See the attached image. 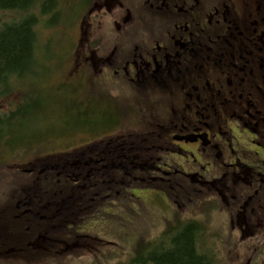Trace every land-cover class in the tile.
<instances>
[{
  "label": "flooded vegetation",
  "instance_id": "flooded-vegetation-1",
  "mask_svg": "<svg viewBox=\"0 0 264 264\" xmlns=\"http://www.w3.org/2000/svg\"><path fill=\"white\" fill-rule=\"evenodd\" d=\"M1 12L0 36L23 23L38 41L48 18L79 28L68 52L35 45L0 67V264H190L191 249L205 264L211 215L264 264V0H0ZM113 201L181 224L142 226L135 257H112L94 218Z\"/></svg>",
  "mask_w": 264,
  "mask_h": 264
},
{
  "label": "rangeland",
  "instance_id": "rangeland-1",
  "mask_svg": "<svg viewBox=\"0 0 264 264\" xmlns=\"http://www.w3.org/2000/svg\"><path fill=\"white\" fill-rule=\"evenodd\" d=\"M49 7L41 11L44 17ZM12 18L5 12L0 13V31L9 25ZM15 21V20H14ZM53 19H44L38 27L35 28V32L38 35V41H36L37 51H49L50 55H59L61 52H68L73 49L74 36L77 33L79 25L74 21L68 27L59 24L55 25ZM104 24H102L103 26ZM100 28V26H98ZM93 31V30H90ZM85 32V31H84ZM71 36V38H70ZM122 102V99H121ZM125 104V101H124ZM132 104L131 100H127V107ZM60 111L63 109L59 108ZM131 112V111H130ZM59 117V114H58ZM148 202L140 203V206L135 202L126 201H113L109 206V215L104 219L102 214L97 216L94 225L98 227L94 232L102 230L105 226L109 227L110 234L103 238L112 244L108 246L111 251V256L115 258L128 260L129 258L135 257V251H137V234L142 231L139 230L142 226L149 225H165V226H175L180 225L181 219H173L165 214V211L160 209V207H154L151 209ZM159 203V202H158ZM144 207L142 208V206ZM203 213V212H202ZM211 215V214H210ZM167 218V222L161 223L162 217ZM151 219V222H145L144 219ZM204 218V217H202ZM205 220V230L198 232V239L200 243V253L210 264H249L250 254L245 245H240L231 238V234L227 231H218L216 227L219 224V218L216 215H211V217L204 218ZM91 221L88 222V224ZM213 226L212 228L210 226ZM139 230V231H138ZM0 231H10L11 227L9 222L5 225L0 223ZM102 236V235H100ZM94 239H88L90 245L96 242V235L93 234ZM102 241L100 240L99 244ZM117 249V251H116ZM74 264H79L75 262ZM109 264H116L115 261H111Z\"/></svg>",
  "mask_w": 264,
  "mask_h": 264
},
{
  "label": "trees",
  "instance_id": "trees-1",
  "mask_svg": "<svg viewBox=\"0 0 264 264\" xmlns=\"http://www.w3.org/2000/svg\"><path fill=\"white\" fill-rule=\"evenodd\" d=\"M36 39L30 34L27 24H19L6 30L0 36V67H5L16 63L21 59V55L35 49ZM2 55V56H1ZM190 264H204L196 258L191 249ZM205 264H209L206 262Z\"/></svg>",
  "mask_w": 264,
  "mask_h": 264
},
{
  "label": "bare ground",
  "instance_id": "bare-ground-1",
  "mask_svg": "<svg viewBox=\"0 0 264 264\" xmlns=\"http://www.w3.org/2000/svg\"><path fill=\"white\" fill-rule=\"evenodd\" d=\"M208 263H210V261H207Z\"/></svg>",
  "mask_w": 264,
  "mask_h": 264
}]
</instances>
